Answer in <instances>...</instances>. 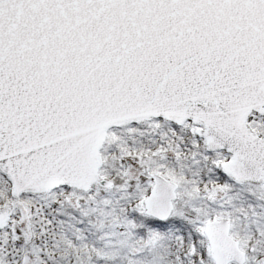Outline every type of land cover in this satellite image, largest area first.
Segmentation results:
<instances>
[{"label": "snow or ice", "instance_id": "1", "mask_svg": "<svg viewBox=\"0 0 264 264\" xmlns=\"http://www.w3.org/2000/svg\"><path fill=\"white\" fill-rule=\"evenodd\" d=\"M0 264H264V0H0Z\"/></svg>", "mask_w": 264, "mask_h": 264}]
</instances>
